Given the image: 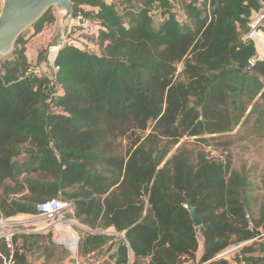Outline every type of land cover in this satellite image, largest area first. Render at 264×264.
I'll return each instance as SVG.
<instances>
[{"label":"trees","instance_id":"16d2710c","mask_svg":"<svg viewBox=\"0 0 264 264\" xmlns=\"http://www.w3.org/2000/svg\"><path fill=\"white\" fill-rule=\"evenodd\" d=\"M137 1L120 13L112 0H73L74 13L98 26L100 48L65 44L53 79L33 69L24 48L2 62L0 217L35 215L59 199L88 228L79 253L98 250L114 228L129 243L110 245H119L115 264H264L254 241L216 258L264 230V201L253 208L231 156L183 145L172 153L186 136L231 132L264 98V59L241 68L256 58L243 35L264 0ZM56 18L48 9L36 33ZM20 237L12 246L0 239V264L10 255L27 264Z\"/></svg>","mask_w":264,"mask_h":264},{"label":"rangeland","instance_id":"374dc122","mask_svg":"<svg viewBox=\"0 0 264 264\" xmlns=\"http://www.w3.org/2000/svg\"><path fill=\"white\" fill-rule=\"evenodd\" d=\"M117 4L120 13L129 11H135L140 2L137 0H112ZM88 6H86V9ZM50 11L56 15V21L50 25H46L45 36L41 41L32 40L36 35V29L30 28L24 34H22L21 41L16 49L24 48L27 54L28 61L32 64L33 68H40L51 75L54 74V68L47 63V58L51 49V46L61 45L66 39H75L79 41L86 40V47H89L92 51H98L99 46L93 35L87 34H68L66 29L60 26V16L58 10L55 7L50 8ZM161 18L156 17L153 22L156 27L161 25L159 22ZM10 54L3 59H0V67L4 59L10 57ZM179 71L183 69V65L178 66ZM252 109L250 106L249 111ZM248 111V112H249ZM203 139V140H202ZM201 140L196 137L186 136L182 138L180 143L175 146L172 153L176 149L183 145L188 148H194L196 150H202L211 157L225 158L228 155L231 156L233 167L236 170L242 171L248 178V197L253 202L254 209H257L261 202L264 201V98L260 99L254 108L253 113L246 119L241 120L231 132L216 135H205ZM68 216V215H67ZM34 215L26 216L20 214L15 217H10L11 220H16L18 227L22 231H50L51 237L54 231L58 232V236L61 233L71 235L76 233L83 239L84 231L86 228L77 219L73 223H68L63 229L59 230L56 223L50 220L34 219ZM69 217V216H68ZM109 231V229L107 230ZM264 231V230H263ZM82 241V240H81ZM256 249L258 251L253 254L255 257H260L264 250L261 251L262 245H264V237L257 238ZM236 252L233 256H237ZM247 257V256H245Z\"/></svg>","mask_w":264,"mask_h":264},{"label":"built area","instance_id":"2783aa9c","mask_svg":"<svg viewBox=\"0 0 264 264\" xmlns=\"http://www.w3.org/2000/svg\"><path fill=\"white\" fill-rule=\"evenodd\" d=\"M111 1V0H107ZM1 0H0V12H1ZM66 31L68 34H87L92 35L97 31L98 26L94 23V21L87 17L82 10H78L77 12H73V15L68 21L66 22ZM243 40H251L256 48V58L253 59L251 62L254 63L256 59H264V4L263 6L253 11L250 20L247 24V31L243 35ZM65 44H72L81 48L86 47V40L77 41L75 39H66L61 45H54L51 46L47 63L54 68V74H50L40 68H33L47 76L50 79L55 78V73L58 69L56 65V58L58 55L59 50ZM74 213V208L72 203L67 201H62L59 199H51L46 202H42L37 205V214H35L34 219H46L53 221L56 223V226L59 230L63 229L64 226L68 223L75 222V218L72 216ZM69 217H68V216ZM23 231L18 227L16 220H11L9 218L0 217V239L6 240L9 246H12L13 237L17 234L22 233ZM64 232V231H59ZM264 235V231H262ZM264 236H256L254 239L249 241L240 242L237 244H233L228 248L222 250L220 253L217 254L216 258H226L231 259V257L236 253L239 252L245 245L251 243L257 238H263ZM55 240L59 243L64 245L68 248L71 253H78L79 252V243L81 240V236L76 234L75 232L71 235L66 233H61V235L55 237ZM123 240L129 246L128 241L123 236ZM12 255L8 259L4 258L5 264H11L13 262Z\"/></svg>","mask_w":264,"mask_h":264},{"label":"water","instance_id":"95a60500","mask_svg":"<svg viewBox=\"0 0 264 264\" xmlns=\"http://www.w3.org/2000/svg\"><path fill=\"white\" fill-rule=\"evenodd\" d=\"M1 3L0 59L14 52L15 45L21 35L32 28L48 9L55 7L58 10L61 28L66 27V22L74 12L73 0H1ZM252 66L253 63L248 62L246 65H241V68L249 71ZM188 207L194 225L197 227L202 225L203 220L197 207L192 203H189ZM262 231L261 229H253L255 236H264ZM118 247L119 245L109 254V258L113 262L118 257Z\"/></svg>","mask_w":264,"mask_h":264},{"label":"crops","instance_id":"0c3cea01","mask_svg":"<svg viewBox=\"0 0 264 264\" xmlns=\"http://www.w3.org/2000/svg\"><path fill=\"white\" fill-rule=\"evenodd\" d=\"M33 28V27H32ZM64 29V28H63ZM45 30H41L36 33L32 40L41 41L46 38ZM20 215V214H19ZM16 215L14 216L17 218ZM26 216H31V214H24ZM59 231H54L51 237L50 231H23L22 233L26 235V238H18L17 244L24 245V250L26 251L27 264H115L109 258V254L118 245H115L113 249L110 250V245L120 238L123 239V233H117L114 228H110L109 231L104 233L110 235L111 238L101 246L98 250L88 251L86 253H71L67 247L59 244L55 237ZM65 232V231H64ZM149 261V258L146 259ZM11 264H14L12 262ZM186 264H193L191 261Z\"/></svg>","mask_w":264,"mask_h":264}]
</instances>
